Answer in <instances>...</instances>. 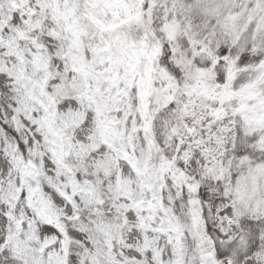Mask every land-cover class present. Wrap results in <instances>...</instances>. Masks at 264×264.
Segmentation results:
<instances>
[{"label": "snow or ice", "instance_id": "snow-or-ice-1", "mask_svg": "<svg viewBox=\"0 0 264 264\" xmlns=\"http://www.w3.org/2000/svg\"><path fill=\"white\" fill-rule=\"evenodd\" d=\"M0 264H264V0H0Z\"/></svg>", "mask_w": 264, "mask_h": 264}]
</instances>
